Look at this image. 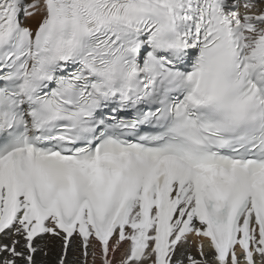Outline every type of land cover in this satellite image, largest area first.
<instances>
[{
  "label": "snow or ice",
  "instance_id": "obj_1",
  "mask_svg": "<svg viewBox=\"0 0 264 264\" xmlns=\"http://www.w3.org/2000/svg\"><path fill=\"white\" fill-rule=\"evenodd\" d=\"M53 248L264 264V0H0V264Z\"/></svg>",
  "mask_w": 264,
  "mask_h": 264
},
{
  "label": "bare ground",
  "instance_id": "obj_2",
  "mask_svg": "<svg viewBox=\"0 0 264 264\" xmlns=\"http://www.w3.org/2000/svg\"><path fill=\"white\" fill-rule=\"evenodd\" d=\"M29 24H34L35 20H29V22H27ZM192 251L194 252V248H192ZM55 256H56V249L53 248L48 257H44L42 254H37V264H54V260H55ZM117 259H119V254H117Z\"/></svg>",
  "mask_w": 264,
  "mask_h": 264
}]
</instances>
